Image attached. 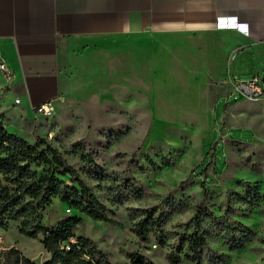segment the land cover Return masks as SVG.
<instances>
[{"label": "rangeland", "instance_id": "obj_1", "mask_svg": "<svg viewBox=\"0 0 264 264\" xmlns=\"http://www.w3.org/2000/svg\"><path fill=\"white\" fill-rule=\"evenodd\" d=\"M233 54L219 36L191 33L101 37L69 52L54 114L36 117V130L86 177L122 227L93 221L58 199L42 212L43 223L82 217L75 236L94 241L111 264H131L127 252L172 264L168 253H191L187 238L205 199L204 229L210 248L225 255L221 264H264V96L231 97ZM251 59L248 51L236 79L246 77ZM33 122L26 115L17 125L32 143ZM88 153L103 175L81 158ZM152 207L155 229L141 244L134 228ZM18 226L0 228V264H24L20 256L48 261L42 235L27 238ZM228 238L242 244L231 251Z\"/></svg>", "mask_w": 264, "mask_h": 264}, {"label": "crops", "instance_id": "obj_2", "mask_svg": "<svg viewBox=\"0 0 264 264\" xmlns=\"http://www.w3.org/2000/svg\"><path fill=\"white\" fill-rule=\"evenodd\" d=\"M147 33L217 35L234 51V80L264 72V0H0V62L13 72L9 82L0 73L7 130L23 137L17 125L30 115L33 137V108L61 95L69 52L96 38ZM248 51L252 67L236 79Z\"/></svg>", "mask_w": 264, "mask_h": 264}, {"label": "trees", "instance_id": "obj_3", "mask_svg": "<svg viewBox=\"0 0 264 264\" xmlns=\"http://www.w3.org/2000/svg\"><path fill=\"white\" fill-rule=\"evenodd\" d=\"M228 103L227 100L223 107ZM33 139L34 143L10 133L0 116V228L7 230L10 222L16 221L19 222L21 235L35 240L42 235L40 241L51 254L44 264H111L94 241L75 236L73 229L82 223V217L68 216L55 226L43 223L42 212L58 199L70 210L93 221L122 227L111 216L113 212L97 196L86 177L68 162L53 143L41 137L36 129ZM81 158L91 166L93 173L103 175V169L90 153L82 154ZM41 167L42 173L39 172ZM197 171L202 173L205 167L201 164ZM136 192L139 196L142 194L139 190H134ZM204 202L205 199L196 208L193 220L196 230L187 238L191 253L183 257L181 248L179 253L170 252L167 254L170 263L181 264L185 258L192 264L223 263L225 255L214 252L209 246L204 229L207 211ZM156 211V207L144 210V218L135 225L134 233L141 244L151 242ZM73 238L77 243L72 242ZM227 244L233 251L242 243L228 238ZM11 253L20 255L19 251L13 249ZM126 256L131 264H154L139 252H127ZM20 259L24 264H35L24 256H20Z\"/></svg>", "mask_w": 264, "mask_h": 264}, {"label": "built area", "instance_id": "obj_4", "mask_svg": "<svg viewBox=\"0 0 264 264\" xmlns=\"http://www.w3.org/2000/svg\"><path fill=\"white\" fill-rule=\"evenodd\" d=\"M0 73L3 74L5 80L8 82L13 77V72L6 62H0ZM233 83V92L231 96L240 97L244 99L256 100L264 96V82L260 76H255L246 81L232 80ZM19 102V100H17ZM55 111V106L53 101H48L43 104L37 105L33 108V112L36 117L53 116ZM52 138V133L48 132L47 134ZM3 238L0 237V243H2ZM73 243H77L76 238L72 239Z\"/></svg>", "mask_w": 264, "mask_h": 264}, {"label": "water", "instance_id": "obj_5", "mask_svg": "<svg viewBox=\"0 0 264 264\" xmlns=\"http://www.w3.org/2000/svg\"><path fill=\"white\" fill-rule=\"evenodd\" d=\"M263 82H264V77L262 78Z\"/></svg>", "mask_w": 264, "mask_h": 264}]
</instances>
